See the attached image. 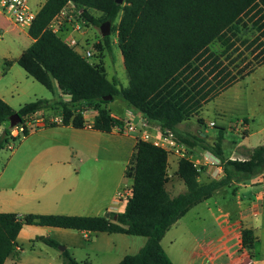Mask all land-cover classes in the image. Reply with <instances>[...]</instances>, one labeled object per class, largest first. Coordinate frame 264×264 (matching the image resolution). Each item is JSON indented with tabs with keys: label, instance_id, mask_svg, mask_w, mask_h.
I'll list each match as a JSON object with an SVG mask.
<instances>
[{
	"label": "trees",
	"instance_id": "16d2710c",
	"mask_svg": "<svg viewBox=\"0 0 264 264\" xmlns=\"http://www.w3.org/2000/svg\"><path fill=\"white\" fill-rule=\"evenodd\" d=\"M69 2L82 10L87 23L99 28L105 22L111 23L129 79L127 87L119 86L115 79L109 80L101 63H91L48 28ZM260 6H264V0H125L121 5L116 0H47L28 31L34 42L16 63L53 98L37 99L18 111L0 98V128L15 113L23 124L27 116L61 110V124L79 129L85 126L80 109L88 108L97 112L93 129L110 133L123 124L105 105L120 98L149 125L174 131L190 149L198 147L212 153L220 161L224 175L220 180L201 183L199 169L189 158H183L177 175L187 191L172 198L166 189L167 153L138 139L125 171V177L132 181V195L123 210L108 212L109 219L0 212V264L13 253L18 235L27 225L145 237L143 248L119 264H173L162 247L166 234L216 190L264 172V144L250 150L246 160H231L223 155L222 134L210 145L199 136L179 131L180 125L197 115L205 104L253 71L245 76L243 71L233 75L210 46L220 42L224 47L221 56L227 54L235 45L232 37L237 36L238 26H246L247 21L252 22L261 14ZM90 11L101 13V17L95 18ZM262 20L260 17L254 22L260 32L249 44V48L255 47L254 51L264 45ZM111 46L110 35L103 37V45L97 48L111 54ZM263 63L264 57L257 66ZM106 96H112V100L104 101ZM45 124L56 126L49 120ZM11 130L8 126L0 136V151L9 143ZM253 241L252 233L244 230L243 245L251 247ZM44 242L53 248L60 245L50 238ZM61 257L63 264H82L67 249Z\"/></svg>",
	"mask_w": 264,
	"mask_h": 264
},
{
	"label": "crops",
	"instance_id": "0c3cea01",
	"mask_svg": "<svg viewBox=\"0 0 264 264\" xmlns=\"http://www.w3.org/2000/svg\"><path fill=\"white\" fill-rule=\"evenodd\" d=\"M19 57H3L0 80L5 79L6 84L14 69L20 72L16 63ZM122 62L124 64L123 57ZM260 70L261 67L253 70L205 104L197 115L180 125V133L199 136L210 145L222 134L225 158L248 159L249 151L257 147L250 144L255 136L261 137L260 145L264 144V79L254 76ZM2 75L5 76L1 78ZM15 95L14 90L0 85V98L18 111L25 104L17 106L20 105L17 103L19 94ZM40 95L45 94L40 92ZM39 97L42 98L35 96V100L53 98L52 95ZM116 100L122 104L121 114H114L109 108ZM208 106L217 120L227 124H223L219 134L212 136L207 135V129L202 133L201 128L202 125L217 126L216 122H206L200 116ZM105 107L116 119H129L138 125L143 121L141 114L130 109L120 98ZM48 112L52 111L40 112L35 118ZM96 115L95 110H89L85 115L87 125L79 129L71 125L48 127L45 124L19 141L10 153L3 154L4 149L0 151L1 213L25 216L20 213L28 211L26 209L35 201L45 210L31 211L33 213L100 217L112 211L118 192L127 186L131 188L132 181L125 177V171L138 139L118 128L110 133L93 129ZM56 119H61V115H56ZM242 121L247 125L246 131L240 128ZM251 121L258 122L257 130L252 129ZM8 126L9 123L2 125L0 136ZM190 127L193 131L188 130ZM228 131L241 136L242 141H232L233 149L226 154L225 135ZM187 153L200 171L201 183L223 178L222 166L216 164L212 153L198 147H187ZM168 162L171 178L166 189L175 198L184 194L187 188L177 175L180 160L170 157ZM123 208V205L119 206V211ZM244 230L250 231L254 237L251 247L243 245ZM41 235V244L47 249L44 252L41 249L39 253L34 248ZM78 236L85 237L86 241L79 242ZM45 238L64 245L82 264H119L124 257L137 254L147 241L145 237L120 233L27 225L19 233L14 251L4 264H63L60 252L47 245ZM23 244L33 247L31 253L34 255L27 254ZM162 247L173 264H264V172L216 190L210 199L193 207L166 234Z\"/></svg>",
	"mask_w": 264,
	"mask_h": 264
},
{
	"label": "rangeland",
	"instance_id": "374dc122",
	"mask_svg": "<svg viewBox=\"0 0 264 264\" xmlns=\"http://www.w3.org/2000/svg\"><path fill=\"white\" fill-rule=\"evenodd\" d=\"M45 0H31V5L33 8L36 10H39L40 8V3H44ZM262 7V12L259 14L252 22L247 21V25L243 26V24L238 26V30H236V37H232V41L235 42V45L228 51L227 54L221 56V53L223 51L222 44L220 42H216L213 45L210 46V50L214 52L217 56L222 57L221 60L223 61V65L229 67V71L233 75H238L240 71H243L242 75L245 76L250 70H256L259 67H261V70L255 74V78H261L263 77L264 79V63L261 64L260 66H257V62L261 61L262 58L264 57V54L261 53V51L264 48V45L254 51L255 47H250L249 44L250 42L257 37L260 32L257 30L259 25H255L254 22L258 20L260 17H263V20L261 23L264 22V6ZM91 15H93L95 18H100L101 13L97 11H90ZM253 12L252 14H254ZM251 14V15H252ZM250 15V16H251ZM82 29L80 33H75L76 38L80 42L79 48L83 51L89 50L92 53V60L91 62L94 64L101 63L103 67L106 70V74L108 75V78L110 80L115 79L119 86H128L129 84V79L127 76V72L125 70L124 64L122 62V54L120 50L117 47V39L115 34H112L111 32V42H112V53H108L105 49L103 51L99 50L97 48L98 45H103V37L101 34V29L95 25H92L90 23H81ZM262 43H264V36L261 38ZM32 43V38L28 35L27 31L20 29L19 27L13 25L10 20L0 12V72L2 71L1 67L4 65V60L3 57L6 58H15L19 57L24 50H26L30 44ZM226 57H230L227 59ZM17 69H19L20 72H17L16 69L13 70L12 76H9V83L6 84V80L3 79V75L1 76L0 80V85L6 86L7 88L9 87V90H14L15 91V96H17V103L20 105L17 106H22L26 103L34 101L36 98L35 96H38V98H42L39 96H51V92H49L44 86H42L40 83L35 81L33 78L28 77L25 74V71L17 65ZM254 78V77H253ZM8 82V81H7ZM19 88V89H17ZM40 92L44 93L45 95H40ZM53 96V95H52ZM263 97V104H264V92L262 93ZM118 99V98H115ZM120 100H116L114 104H112L109 108L112 113L114 114H121L122 113V107H121V102ZM19 108V107H16ZM89 111L91 109H80ZM61 115L62 116V111L61 110H56L52 111L51 113H44L43 116H39L40 118H43L44 121L49 120L52 122V120L56 119V115ZM200 116L204 120L207 121H214L217 123L216 127H210V126H205L202 125V133L207 129L208 136H212L214 134H219L221 131V128L223 126V122L220 120H217L210 108L202 110L200 112ZM38 118V117H37ZM195 123H197L196 118L193 120ZM251 126L252 129L255 131L258 128V122L257 121H251ZM227 125V124H224ZM192 127L188 128L189 131H193L191 129ZM261 137L260 136H255L251 141L250 144L253 146H258L261 144L262 141H260ZM226 139V146L224 147L226 154H229L231 149H233V144L232 141L236 140L237 142H241L242 138L241 136H236L234 133L228 131L225 135ZM248 144V142H246ZM11 151H8L6 148L3 150L4 153H10ZM123 189V188H122ZM28 211H23L20 214L24 215H29V214H42V213H33L31 211H43L45 208L42 206V204L38 203V201H35V204L31 207H28L26 209ZM54 215V214H50ZM23 216V215H22ZM43 235H41L35 242H36V247L34 248L37 252L40 253V250L42 249L44 252L46 246L41 244V238ZM52 236L55 237L53 234ZM78 241H86L85 237H79L78 236ZM65 247L64 245L60 244L59 247ZM24 249L27 251V254H31L32 248L27 245L23 244ZM58 248H55L57 252L62 253V251ZM45 254V253H43ZM62 258V257H61ZM63 262V260H62Z\"/></svg>",
	"mask_w": 264,
	"mask_h": 264
},
{
	"label": "built area",
	"instance_id": "2783aa9c",
	"mask_svg": "<svg viewBox=\"0 0 264 264\" xmlns=\"http://www.w3.org/2000/svg\"><path fill=\"white\" fill-rule=\"evenodd\" d=\"M41 5L42 3H40L39 10H36L31 5V0H0V12L4 14L13 25L29 31L41 9ZM86 22L87 21L82 15V10L78 8L74 2H69L60 14L53 18L48 28L54 34L59 35L68 46L73 48L82 57L90 60L92 58V53L89 50H81L79 48L80 42L75 36V33L81 32V23L84 24ZM87 112L86 110L81 111L84 117ZM121 122L123 125L121 128H118L120 131L135 135L137 139L150 142L160 147L167 153L168 159L170 157H176L179 160L188 158L187 147L177 139L174 131H162L160 127L151 126L144 119L139 125L129 119H123ZM52 123L61 124L62 120L54 119ZM85 125H87L86 121ZM211 125L213 126L214 123H211ZM43 126H45V121L43 119L27 116L23 124L20 123L12 128L10 131L9 143L5 148L8 151H12L19 141L27 137L29 133ZM240 128L243 131L247 130V125L244 121L240 123ZM26 131L28 134H26ZM216 164L221 165L217 158ZM166 178L168 180L171 178L169 162L166 168ZM131 195V188L128 186L120 190L116 196V206L110 212H119V206L123 205L124 207Z\"/></svg>",
	"mask_w": 264,
	"mask_h": 264
},
{
	"label": "water",
	"instance_id": "95a60500",
	"mask_svg": "<svg viewBox=\"0 0 264 264\" xmlns=\"http://www.w3.org/2000/svg\"><path fill=\"white\" fill-rule=\"evenodd\" d=\"M125 0H116V3L117 4H123ZM101 29V34H102V37H108L111 35V23L110 22H105L101 25L100 27ZM104 101H110L112 100V96H106L103 98ZM9 126L10 127H15L17 126L18 124L21 123V117L18 113H15L13 114L10 119H9ZM106 218L109 219L110 218V214H106ZM117 217L115 216L114 219H116ZM59 249L63 252L64 250H66V247H59Z\"/></svg>",
	"mask_w": 264,
	"mask_h": 264
}]
</instances>
